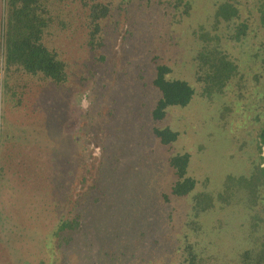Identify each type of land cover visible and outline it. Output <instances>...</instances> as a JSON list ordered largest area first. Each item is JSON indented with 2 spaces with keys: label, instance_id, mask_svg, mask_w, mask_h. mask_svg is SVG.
Masks as SVG:
<instances>
[{
  "label": "rangeland",
  "instance_id": "1",
  "mask_svg": "<svg viewBox=\"0 0 264 264\" xmlns=\"http://www.w3.org/2000/svg\"><path fill=\"white\" fill-rule=\"evenodd\" d=\"M190 1L187 13L176 0L49 3L43 40L67 64L68 79L57 86L15 74L12 91L4 87L0 264H189L187 242L200 254L196 264H240L243 252H256L264 195L257 192L254 203L244 191L229 196L226 179L250 176L258 164L264 30L252 0L235 1L238 22L249 27L241 42L232 39L234 21L214 18L222 0ZM95 4L108 14L94 24ZM204 45L219 46L238 66L223 93L211 97L196 78ZM160 63L196 94L156 122ZM166 127L179 136L162 145L153 129ZM185 153L197 183L179 198L168 160ZM197 193L211 194L214 207L196 216ZM70 210L78 225L69 242L57 244L56 227Z\"/></svg>",
  "mask_w": 264,
  "mask_h": 264
},
{
  "label": "trees",
  "instance_id": "2",
  "mask_svg": "<svg viewBox=\"0 0 264 264\" xmlns=\"http://www.w3.org/2000/svg\"><path fill=\"white\" fill-rule=\"evenodd\" d=\"M52 0H4V18L2 32V49L4 55V87L6 91H12L13 84L9 82L15 74L40 77L49 80L55 85H62L68 79L67 64L60 59L57 52L49 49L44 43V34L49 26V3ZM236 0H222L217 6L214 18L218 23L235 22L232 39L238 42L248 34V24L238 22L241 8ZM253 9L256 12L259 26L264 30V0H252ZM177 7L183 5L184 13L192 7L190 0H176ZM90 17L95 24L108 14L107 7L101 4L91 6ZM238 22V23H237ZM204 37L202 36V39ZM264 46V44H263ZM262 46V47H263ZM262 47L260 48L262 50ZM196 78L203 84L202 93L211 97L214 93H223L228 83L235 77L238 70L237 64L219 48L203 46L195 57ZM264 64V58L262 60ZM170 66L157 64L153 85L158 89L160 98L152 110L154 121H162L166 118L169 107H186L196 94L195 88L186 80L171 79ZM153 133L162 145L176 142L179 134L171 128H154ZM264 128L258 134L256 147L258 164L247 177L226 179V193L247 192L248 202L254 203L261 191L264 195ZM168 164L174 172L175 183L171 193L175 197L184 198L191 195L196 188V180L189 176V154H177L169 158ZM221 200L224 196L220 195ZM193 211L197 216L200 212L211 210L214 207V198L209 193H197L193 197ZM77 217L73 210L66 212V218L59 221L55 232L57 244L69 242L72 230L78 225ZM185 252L189 264H196L200 260V254L194 243L185 245ZM240 264H264V240L260 243L256 252L246 250L239 256Z\"/></svg>",
  "mask_w": 264,
  "mask_h": 264
},
{
  "label": "built area",
  "instance_id": "3",
  "mask_svg": "<svg viewBox=\"0 0 264 264\" xmlns=\"http://www.w3.org/2000/svg\"><path fill=\"white\" fill-rule=\"evenodd\" d=\"M4 97V55L3 49L0 52V106Z\"/></svg>",
  "mask_w": 264,
  "mask_h": 264
},
{
  "label": "crops",
  "instance_id": "4",
  "mask_svg": "<svg viewBox=\"0 0 264 264\" xmlns=\"http://www.w3.org/2000/svg\"><path fill=\"white\" fill-rule=\"evenodd\" d=\"M4 0H0V38L3 32ZM2 50V39L0 41V52Z\"/></svg>",
  "mask_w": 264,
  "mask_h": 264
},
{
  "label": "bare ground",
  "instance_id": "5",
  "mask_svg": "<svg viewBox=\"0 0 264 264\" xmlns=\"http://www.w3.org/2000/svg\"><path fill=\"white\" fill-rule=\"evenodd\" d=\"M263 155H264V149H263ZM264 157V156H263Z\"/></svg>",
  "mask_w": 264,
  "mask_h": 264
},
{
  "label": "water",
  "instance_id": "6",
  "mask_svg": "<svg viewBox=\"0 0 264 264\" xmlns=\"http://www.w3.org/2000/svg\"><path fill=\"white\" fill-rule=\"evenodd\" d=\"M264 148V147H263ZM262 156H264L263 154H262ZM263 167H264V164H263Z\"/></svg>",
  "mask_w": 264,
  "mask_h": 264
}]
</instances>
